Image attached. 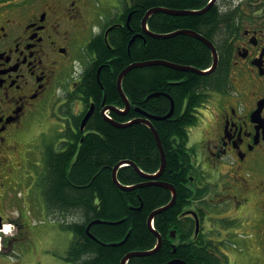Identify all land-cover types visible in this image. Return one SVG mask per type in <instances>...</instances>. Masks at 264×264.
<instances>
[{"label": "flooded vegetation", "instance_id": "obj_1", "mask_svg": "<svg viewBox=\"0 0 264 264\" xmlns=\"http://www.w3.org/2000/svg\"><path fill=\"white\" fill-rule=\"evenodd\" d=\"M214 5L230 17L228 52L221 62L227 85L206 92L210 97L197 108L196 125L188 128L184 151L190 162L181 183L187 197L182 214L170 217L165 238L174 253L191 247L212 256L215 264L247 259L264 264V0H216ZM136 12L135 0H0V264H61L62 232L72 235L67 261L78 218L54 204L46 161L77 150L84 139L77 135L89 133V121L81 126L91 108V118L97 107L102 118L105 107L124 109L107 104L106 95L97 102L90 92L87 78L97 53L89 47L100 38L112 48L110 33L127 26L125 16L130 22ZM215 48L220 64L224 50ZM102 67L96 73L99 83ZM135 110L141 115L137 119H148ZM42 115L64 137L35 147L23 133ZM236 242L246 248L245 255L233 250ZM170 262L186 264L179 258Z\"/></svg>", "mask_w": 264, "mask_h": 264}, {"label": "trees", "instance_id": "obj_2", "mask_svg": "<svg viewBox=\"0 0 264 264\" xmlns=\"http://www.w3.org/2000/svg\"><path fill=\"white\" fill-rule=\"evenodd\" d=\"M209 2L210 0H135L137 12L129 25L110 33L112 48H107L100 38L90 44L89 50L97 53V60L92 63L94 68L89 70L91 74L88 73L87 85L97 102L106 95L107 104L124 107L117 81L120 73L134 63L165 61L201 71L209 69L213 64L211 51L195 37L179 34L170 38H157L147 35L142 29V21L151 9L195 11L206 7ZM218 10L214 5L202 15L157 12L148 20V28L153 34L194 31L222 47L224 51L220 54L218 71L200 75L165 66H152L135 69L123 79V90L132 108L125 116L113 113L119 123L141 117L135 110L136 107L154 116H166L171 110L168 96L173 98V116L153 121V125L159 133L167 160V167L160 181L173 183L178 189L176 206L154 220L155 229L162 233L164 239L161 249L153 255L134 257L127 264H168L174 258L182 259L186 264H215L212 256L203 251L194 252L191 247L180 246L174 253L165 237L170 236V217L174 214V218H177L182 213L187 194L181 183L187 178L185 167L190 162V157L184 151L188 141V128L196 124L197 108L209 99L206 92L219 91V88L227 85L228 75L222 63L228 52L226 40L230 32V17ZM125 21H128V15L125 16ZM135 36L137 38L131 43ZM100 66H103L100 72L103 90L96 80ZM156 93L160 95L151 97ZM89 127V133L77 150L73 147L54 157V160L46 161V170H50L46 176L48 190L55 205L76 214L77 218L81 217L75 225L76 244L68 252L67 261L74 264H121L127 254L150 251L156 246L157 237L149 229L148 219L155 210L167 205L172 195L168 189L160 186L123 191L113 182V169L122 161L135 163L146 174H155L160 170L161 154L149 127L143 123H135L126 128L115 127L101 117L98 107L89 120ZM77 137L83 138L80 133ZM45 152L48 155L54 153L49 146H46ZM118 180L124 186L145 181L132 166L120 168ZM97 220L119 223L92 225L90 232L98 240L96 241L86 233V229L91 222ZM127 236L124 244L111 246L123 242Z\"/></svg>", "mask_w": 264, "mask_h": 264}, {"label": "water", "instance_id": "obj_3", "mask_svg": "<svg viewBox=\"0 0 264 264\" xmlns=\"http://www.w3.org/2000/svg\"><path fill=\"white\" fill-rule=\"evenodd\" d=\"M216 0L211 1L206 7H204L201 10L198 11H174V10H167V9H162V8H155V9H151L149 10L142 22V29L144 30V32L151 36V37H157V38H170V37H174L176 35L179 34H187L190 35L192 37H195L196 39L200 40L201 42H203L212 52L213 57H214V61H213V65H212V69L208 72H203L200 71L198 69L192 68V67H183V66H179V65H175L169 62H165V61H149V62H139V63H134L130 66H128L127 68H125L119 75L118 77V81H117V88H118V92L120 94V96L122 97V100L126 106V110L128 111L131 108L130 102L128 100V98L126 97L124 91H123V87H122V83H123V79L125 78V76L135 70V69H142V68H146V67H152V66H165L174 70H179V71H189V72H193V73H197L200 75H209L211 73H213L216 68L218 67V63H219V58H218V53L216 51V48L214 47V45L207 40L205 37L199 35L198 33L194 32V31H188V30H181V31H177L168 35H157V34H153L150 31H148L147 29V22L149 17L157 12H163V13H167L170 15H202L205 14L209 11V9L214 6ZM136 39V37L131 41V43ZM160 94L156 93L151 95V97L153 96H159ZM170 98V97H169ZM171 100V110L170 112L163 117H159V116H152V115H147L145 114L148 119H138L135 120L133 122H130L128 124H122V123H118L114 120H110L107 119L106 117H104L105 121L111 123L112 125H114L115 127L118 128H126L129 127L135 123H145L146 125H148L156 139L160 154H161V167L160 170L157 174L155 175H148L146 173H144L135 163L131 162V161H122L120 163H118L114 169H113V173H112V178H113V182L114 184L120 188L123 191H134L137 189H142V188H146V187H150V186H160V187H164L166 189H169L172 191L173 196H172V200L170 201V203H168L167 205L155 210L149 217L148 219V227L149 229L154 233V235L157 236L158 238V245L154 250L151 251H141V252H131L129 254H127L124 259L122 260L121 264H126L130 259L134 258V257H144V256H148V255H153L155 253H157L160 249H161V245H162V237L160 236V234L158 232H156L153 228H152V221L154 220V218H156L158 215L166 212L167 210H169L170 208H172L175 203H176V199H177V191L175 190V188L169 184H165V183H161L159 182V179L162 177V175L164 174L166 167H167V161H166V155H165V150H164V146L162 144L161 138L159 136V133L157 132V130L155 129V127L153 126V124L151 123V121H160V120H166L169 119L173 116L174 114V110H175V103L174 100L172 98H170ZM106 110H111L113 112H115L118 115H125L126 112H121L120 110H118L115 107H107L104 109V112ZM139 111V110H138ZM92 114V110L87 114V116L84 119V123L83 126L87 123V121L89 120V118L91 117ZM144 114V113H143ZM132 166L135 171L143 178L146 180L145 183H140L137 185H133V186H124L122 185L119 180H118V170L123 167V166ZM100 223H106V224H110V225H115L118 223H107V222H102V221H93L91 222L88 227H87V234L94 240L98 241L93 235L90 234V228L92 227V225L94 224H100ZM128 239V236L123 240V242L121 243H117V244H112L111 246H118V245H122L124 244ZM168 264H184V263H179V262H170Z\"/></svg>", "mask_w": 264, "mask_h": 264}, {"label": "rangeland", "instance_id": "obj_4", "mask_svg": "<svg viewBox=\"0 0 264 264\" xmlns=\"http://www.w3.org/2000/svg\"><path fill=\"white\" fill-rule=\"evenodd\" d=\"M101 10V9H100ZM103 15H101V21H105L106 18V12H102ZM78 54H81L80 51H77ZM49 118L45 116H40L38 119H36L32 126H30L28 129H26L23 133V137L25 141H28V143H31L29 145L37 147L41 142H43V139H48L51 140L54 137V129L50 121L48 120ZM201 121V116H199V122ZM55 139V138H54ZM53 139V140H54ZM47 142V140H45ZM79 220L81 217L78 218ZM60 244H59V249H58V254L63 255V262L61 264H69L68 261L65 259L66 251L72 241V235L70 232H62L60 234ZM236 247H233V250L237 252L239 256H242L246 254V248L242 245L241 242H236ZM51 248L52 247H47ZM54 250V249H53ZM73 264V263H70ZM244 264H252V261L250 259H247V261L244 262Z\"/></svg>", "mask_w": 264, "mask_h": 264}, {"label": "clouds", "instance_id": "obj_5", "mask_svg": "<svg viewBox=\"0 0 264 264\" xmlns=\"http://www.w3.org/2000/svg\"><path fill=\"white\" fill-rule=\"evenodd\" d=\"M205 115H207V113H205Z\"/></svg>", "mask_w": 264, "mask_h": 264}, {"label": "snow or ice", "instance_id": "obj_6", "mask_svg": "<svg viewBox=\"0 0 264 264\" xmlns=\"http://www.w3.org/2000/svg\"><path fill=\"white\" fill-rule=\"evenodd\" d=\"M5 231H7V229H5Z\"/></svg>", "mask_w": 264, "mask_h": 264}]
</instances>
